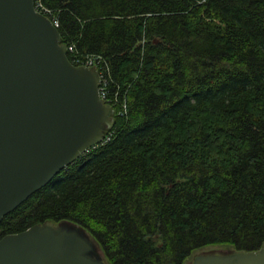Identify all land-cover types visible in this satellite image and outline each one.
<instances>
[{
  "label": "trees",
  "instance_id": "1",
  "mask_svg": "<svg viewBox=\"0 0 264 264\" xmlns=\"http://www.w3.org/2000/svg\"><path fill=\"white\" fill-rule=\"evenodd\" d=\"M68 60L126 99L110 142L0 222L81 226L108 264H184L264 242V0H40ZM98 70V69H97ZM104 70V71H105Z\"/></svg>",
  "mask_w": 264,
  "mask_h": 264
},
{
  "label": "water",
  "instance_id": "2",
  "mask_svg": "<svg viewBox=\"0 0 264 264\" xmlns=\"http://www.w3.org/2000/svg\"><path fill=\"white\" fill-rule=\"evenodd\" d=\"M95 67L75 66L34 0H0V222L114 126ZM0 264H108L79 225L44 222L0 240ZM185 264H264L255 251L212 248Z\"/></svg>",
  "mask_w": 264,
  "mask_h": 264
},
{
  "label": "built area",
  "instance_id": "3",
  "mask_svg": "<svg viewBox=\"0 0 264 264\" xmlns=\"http://www.w3.org/2000/svg\"><path fill=\"white\" fill-rule=\"evenodd\" d=\"M34 8L37 12H39L40 14L46 16L47 18L50 19V21L52 22L54 27H58V19L56 16H54L53 12L48 10L47 8H45L40 0H34ZM67 52L72 53L73 49L72 48H68ZM75 62H80L81 64H78L79 66H86V67H95L96 69H98V74H99V78H100V86H99V96L100 98L108 105L110 106H116L117 107V116L118 117H124L126 116V112H127V103H126V99H122L121 102H119L118 100V92L114 95L113 99H111L110 97V92L108 90V86L110 85L109 83V70H103L102 65V58L101 57H95V56H87L84 58L83 61L80 60H74ZM111 134L105 136L102 140V142L95 147H99L101 145H104L108 142H110L111 140Z\"/></svg>",
  "mask_w": 264,
  "mask_h": 264
},
{
  "label": "rangeland",
  "instance_id": "4",
  "mask_svg": "<svg viewBox=\"0 0 264 264\" xmlns=\"http://www.w3.org/2000/svg\"><path fill=\"white\" fill-rule=\"evenodd\" d=\"M204 250H206V249H204ZM185 264V263H184Z\"/></svg>",
  "mask_w": 264,
  "mask_h": 264
}]
</instances>
